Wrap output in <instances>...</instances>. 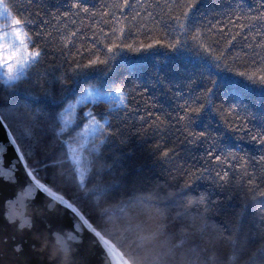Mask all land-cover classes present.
I'll list each match as a JSON object with an SVG mask.
<instances>
[{"label":"snow or ice","instance_id":"obj_1","mask_svg":"<svg viewBox=\"0 0 264 264\" xmlns=\"http://www.w3.org/2000/svg\"><path fill=\"white\" fill-rule=\"evenodd\" d=\"M128 52L196 66L133 79L116 72ZM0 84V124L24 170L0 173V193L22 187L0 258L21 251L7 232L18 221L36 229L22 237L24 264L42 239L52 261L93 264L85 234L102 264H264V106L247 102L249 89L264 93V0H0ZM156 85L163 102L149 106ZM129 134L161 164L131 184L119 150ZM229 135L256 154L237 156L219 142ZM60 208L74 220L67 232L53 231Z\"/></svg>","mask_w":264,"mask_h":264},{"label":"trees","instance_id":"obj_2","mask_svg":"<svg viewBox=\"0 0 264 264\" xmlns=\"http://www.w3.org/2000/svg\"><path fill=\"white\" fill-rule=\"evenodd\" d=\"M209 5L212 3V0H208ZM161 60L157 61L153 56H138L135 53H122L117 57L116 63V72L117 74L124 75L129 74L135 79L137 76L141 77L143 80L147 81L149 79H155V70L157 68L166 69L165 75H169L167 69L171 68L172 75L175 77H180L181 75L186 74L184 71L190 65L192 67L196 66V60L194 58L182 59L178 62L169 63L163 59V53H160ZM132 57H136L133 59ZM178 65V66H175ZM4 88L3 84H0V91ZM165 89L161 85H156L155 89L149 88L147 96L142 97V99L151 106L158 102H163L162 95H156L157 93H163ZM156 96L155 99L151 97ZM247 102L250 105H254V111H257L259 108L264 106V93L259 89H249L247 92ZM141 107H144V104H141ZM138 115V114H137ZM131 122V118H130ZM138 127V125H136ZM10 132L13 129H10ZM221 144H226L230 148L236 149L237 156L242 155L241 149L255 155L254 149L256 146L252 144L249 140L244 139L243 137H237L235 135H229L226 138L221 137ZM206 147V145H205ZM130 149V151L128 150ZM123 153V158L121 160L122 165L127 168V180L129 183L138 182L147 177H154L160 171L161 164L159 161H156L152 155L149 154L144 145L138 141L134 134H129V141L126 148L122 147L119 149ZM199 154V146H193L191 155L193 157ZM240 163L238 159L236 161ZM176 163H179L177 161ZM198 166V165H197ZM221 168H225V165L221 164ZM43 175V173H41ZM137 187L139 185L137 184ZM205 183L203 181L197 182L194 187V192L196 189H203ZM227 195V193H222ZM216 222H219V218H216Z\"/></svg>","mask_w":264,"mask_h":264},{"label":"water","instance_id":"obj_3","mask_svg":"<svg viewBox=\"0 0 264 264\" xmlns=\"http://www.w3.org/2000/svg\"><path fill=\"white\" fill-rule=\"evenodd\" d=\"M9 133V128L0 124V173L15 175L23 180L24 170L17 162V153L15 151V146L10 143ZM13 165H16L15 172H13ZM21 190L22 187L20 185L7 184L4 187V191L0 193V225L5 223L6 213L8 211V201L14 200ZM47 199V194L44 193L36 196L35 202L36 204H42L46 203ZM33 206L34 205H28L26 202L25 211L31 212V207ZM53 216L56 218L53 225V231L58 230V228L63 225V231L67 232L70 230L67 226L71 223H74L71 212L65 213L62 208L54 212ZM18 223L19 222L17 221V224H12L10 227H8L7 232L9 235L16 233L17 239L15 242L22 244L21 251L15 253L12 252L10 245L7 256L5 258H0V264H24V260L31 250V242H24L22 237L34 234L36 229H29L27 227L24 229H19ZM84 239L85 242L82 247L85 249H90L93 252V256L91 257L93 264H102L101 253L99 252L98 246L95 248L93 247L92 238L88 234H85ZM43 244L44 240L42 239L36 244L35 250H32V255L30 257L32 264H67V260L64 258L66 254L64 253H61V260H51L52 256L56 254V246L54 243H52L47 251L42 249Z\"/></svg>","mask_w":264,"mask_h":264}]
</instances>
